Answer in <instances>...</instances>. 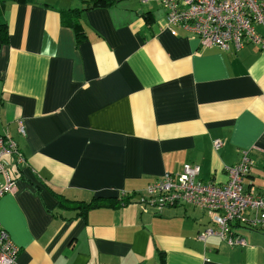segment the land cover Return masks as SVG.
Returning a JSON list of instances; mask_svg holds the SVG:
<instances>
[{"label": "crops", "instance_id": "crops-1", "mask_svg": "<svg viewBox=\"0 0 264 264\" xmlns=\"http://www.w3.org/2000/svg\"><path fill=\"white\" fill-rule=\"evenodd\" d=\"M0 24V132L24 157L0 223L18 264H264V227L202 240L209 211L136 194L185 163L222 184L244 149V189L264 194V47H201L159 0H0ZM58 195L126 199L79 214Z\"/></svg>", "mask_w": 264, "mask_h": 264}, {"label": "built area", "instance_id": "built-area-1", "mask_svg": "<svg viewBox=\"0 0 264 264\" xmlns=\"http://www.w3.org/2000/svg\"><path fill=\"white\" fill-rule=\"evenodd\" d=\"M169 25H180L195 33L201 47L218 46L237 49L247 44L264 47V35L257 26L264 25V0H159ZM18 130L25 134L19 123ZM214 139V148L222 145ZM24 157L17 142L0 132V197L16 190L10 165H19ZM253 161L249 149L241 151L239 160L226 167V181L217 184L198 179V165L185 163L179 173H165L137 192L139 201L161 209L166 206L190 204L210 212L211 226L199 234L200 239L216 235L229 245L244 239L233 231V223L250 228L264 227V194L244 189V179ZM125 196V194H123ZM19 248L0 223V264H18Z\"/></svg>", "mask_w": 264, "mask_h": 264}, {"label": "trees", "instance_id": "trees-1", "mask_svg": "<svg viewBox=\"0 0 264 264\" xmlns=\"http://www.w3.org/2000/svg\"><path fill=\"white\" fill-rule=\"evenodd\" d=\"M92 5H110L112 3H115L116 0H90ZM71 12H76L71 11ZM71 26L74 28L76 31V34L78 36H83V31L82 28L79 24L76 22L71 21L70 22ZM5 24H0V39L1 40H6L7 38V29H6ZM125 197H112V198H106V199H96L94 198L92 201L89 202H84V201H79V200H70L65 198L62 195L57 196V205L61 208H66V209H73L77 210L78 213H83L86 209L92 207V206H105V205H119L120 201L125 200ZM128 200V198H127Z\"/></svg>", "mask_w": 264, "mask_h": 264}]
</instances>
